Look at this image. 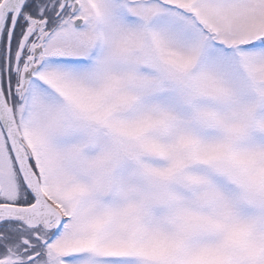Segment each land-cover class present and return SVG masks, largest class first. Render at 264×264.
<instances>
[{"label":"snow or ice","instance_id":"6c2138e0","mask_svg":"<svg viewBox=\"0 0 264 264\" xmlns=\"http://www.w3.org/2000/svg\"><path fill=\"white\" fill-rule=\"evenodd\" d=\"M0 264H264V0H0Z\"/></svg>","mask_w":264,"mask_h":264}]
</instances>
